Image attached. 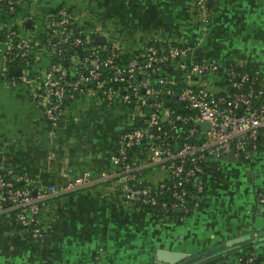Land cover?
Instances as JSON below:
<instances>
[{"label":"crops","instance_id":"obj_1","mask_svg":"<svg viewBox=\"0 0 264 264\" xmlns=\"http://www.w3.org/2000/svg\"><path fill=\"white\" fill-rule=\"evenodd\" d=\"M36 4L33 28L43 29L49 11L69 4L89 32L121 43L128 54L159 41L182 43L198 60L256 68L264 85V0H214L207 24L195 0ZM2 59L0 51V66ZM70 110L53 130L26 90H6L0 81V165L27 172L41 186L108 171L117 140L129 127L131 107H106L83 97ZM206 163V192L189 217L134 207L109 184L47 201L39 240L0 215V264H158L159 250L195 254L241 237L248 240L227 248L235 253L229 264H242L237 253L251 243L264 264V238H256L264 231L256 195L264 191V134L253 160Z\"/></svg>","mask_w":264,"mask_h":264},{"label":"built area","instance_id":"obj_2","mask_svg":"<svg viewBox=\"0 0 264 264\" xmlns=\"http://www.w3.org/2000/svg\"><path fill=\"white\" fill-rule=\"evenodd\" d=\"M37 0H0V81L26 90L44 120L58 130L72 105L91 97L106 107H131L111 168L63 185H38L0 165V215L13 218L33 239L44 236L42 207L56 197L113 185L134 207L189 217L206 192V160H253L264 134V85L259 70L198 60L191 47L159 41L128 54L121 43L97 44L71 5L49 11L44 28ZM207 24L210 0H195ZM21 68V74L12 71ZM68 98V99H66ZM264 209V191L258 190ZM181 211V215H179ZM257 256L239 258L256 264Z\"/></svg>","mask_w":264,"mask_h":264},{"label":"water","instance_id":"obj_3","mask_svg":"<svg viewBox=\"0 0 264 264\" xmlns=\"http://www.w3.org/2000/svg\"><path fill=\"white\" fill-rule=\"evenodd\" d=\"M214 0H210L209 4H213ZM33 22H29L31 27ZM95 42L97 44H107V38L105 36H96ZM21 68L12 71L11 74H21ZM68 99V98H66ZM206 162H209L207 159ZM181 214L182 212L179 211ZM256 238H264V231L256 234ZM248 237H241L235 240H231L225 244L208 248L204 251L195 254H188L185 252H173L169 250H159L157 252L158 264H229L230 260L235 257L233 251L228 250L229 247L235 246L241 242H246ZM228 248V249H227Z\"/></svg>","mask_w":264,"mask_h":264},{"label":"trees","instance_id":"obj_4","mask_svg":"<svg viewBox=\"0 0 264 264\" xmlns=\"http://www.w3.org/2000/svg\"><path fill=\"white\" fill-rule=\"evenodd\" d=\"M61 5H69V4H61ZM248 70H255L256 68L253 67H247ZM13 169L16 172H21L24 173V171L19 170L17 167H13ZM27 173V172H26ZM248 247V246H247ZM244 248L242 251H239L237 253L239 258H244L247 259L250 256H252L253 254L257 256V260H256V264H260L261 263V259L260 256L257 254L256 250H257V245H254V243L250 244V249L249 248ZM259 247V246H258Z\"/></svg>","mask_w":264,"mask_h":264},{"label":"rangeland","instance_id":"obj_5","mask_svg":"<svg viewBox=\"0 0 264 264\" xmlns=\"http://www.w3.org/2000/svg\"><path fill=\"white\" fill-rule=\"evenodd\" d=\"M43 10V9H42ZM42 10H41V12H42ZM44 11V10H43ZM257 153V152H256ZM256 153H254V155L256 154Z\"/></svg>","mask_w":264,"mask_h":264}]
</instances>
